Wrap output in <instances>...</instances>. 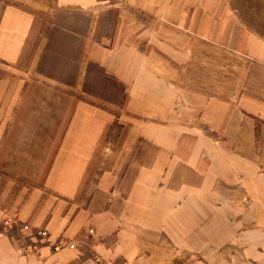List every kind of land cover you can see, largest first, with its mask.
<instances>
[{"label": "crops", "instance_id": "crops-1", "mask_svg": "<svg viewBox=\"0 0 264 264\" xmlns=\"http://www.w3.org/2000/svg\"><path fill=\"white\" fill-rule=\"evenodd\" d=\"M127 2L126 9L110 0L0 3V62L9 66L30 63L40 12L55 5L86 15L80 32L67 31L78 41L71 79L46 75L76 92L52 104L55 130L63 131L55 136L65 140L56 149H0L2 174L15 178L5 185L0 174V221L14 220L0 223V264H170L175 247L204 258L200 264H239L234 251H251L242 241L264 234V11L249 20L235 0ZM176 37L181 62L169 51ZM40 59L31 68L45 75ZM164 62L181 73L177 119L159 109L171 99ZM94 65L124 90L114 149L100 143L115 115L87 99L99 97L90 88ZM22 68L0 78L18 90L40 87L25 84ZM34 104L30 97L22 104L17 139L41 136ZM173 138L178 149H170ZM15 180L32 186L15 188ZM170 181L181 191L170 195ZM84 231L97 238L98 253L90 238L77 250L53 248L60 236L81 239ZM35 241L36 251L26 249Z\"/></svg>", "mask_w": 264, "mask_h": 264}, {"label": "rangeland", "instance_id": "rangeland-1", "mask_svg": "<svg viewBox=\"0 0 264 264\" xmlns=\"http://www.w3.org/2000/svg\"><path fill=\"white\" fill-rule=\"evenodd\" d=\"M21 1L23 0H0V3L20 4L25 7L26 5L22 4ZM50 1L53 0H49V2ZM235 1H237L239 6L243 7V12H249V14L247 15V19L256 20V17L258 15L257 11H260L259 16L260 18L262 17L261 10L264 11V5L260 1ZM114 3L116 5H113ZM109 5H111V8H114L113 6H118L117 8L120 9H126L125 7L129 6L127 0H110ZM246 5L247 7L244 8ZM51 8L46 11L40 12L38 15V19L41 21V25L39 26V36L37 38V41L35 42V47L33 51L34 56L31 58L30 63H27L25 65L9 66L0 62V77L2 76L1 73L3 72L7 73L8 75L10 73H14L13 75H18L16 74L17 66H25V68L20 69L23 70V72H20L19 74L25 81V84L27 83L29 85L30 83L31 85V83L36 82L37 85H40V87H38L36 90H29L26 88L18 90L16 87L17 82H14L12 84V81L15 80L11 79V77L8 78L6 76L5 78H0V149H56L57 144L59 145L65 140V138L60 137V135L57 137L55 136L56 133L60 134L63 131L60 130V128L58 131L55 130L57 124V120L55 119L58 115L55 112L56 106H52V104L55 101H59V99H57L56 97H59L62 92H66L67 94L71 95H75L76 92H72V90H69L67 87H64V84H57V82L46 78V75H51L54 78L61 79L62 81L67 77V81L71 79V73H73L75 70L74 58L78 51V41L72 42L70 37L67 35V31L73 29L77 32H80L82 30V27H84L85 25L86 15H82L81 13L77 14L76 10L72 11L70 9H64L65 7L63 6H56L55 8V5H52ZM79 12L81 11L79 10ZM131 15L133 16V13H131ZM135 16L139 19L143 18L140 14H136ZM179 33L181 34V29H179ZM74 35L75 34H73V36ZM169 45L170 54L172 56L174 55L175 61L181 62V37H176L175 42H170ZM36 57L41 58L38 62V70L42 71V73H44L45 75L36 73L31 68L33 67V60H35ZM165 64L168 65V70L166 73L160 74V76L166 78L167 82H169L170 84L171 88L165 89V94L168 97L170 96L171 99L168 104L163 102L164 105L162 107H159V109H164V115L166 113V110L168 109L169 112L170 109L169 115H171V118L177 119V117L181 115V89L179 88V84H181V73L178 72L176 65L172 66L170 63L167 62ZM91 69L93 71L92 79L94 85L90 86V88L95 92V96L97 95L99 97L96 98L89 96L87 97V99L98 105L105 106L106 109L110 110L115 115V117L113 118V122H111L107 126L105 134V143L103 144L102 141L100 143V148H103V146L105 145L106 149H114V147L119 145L118 139L122 127L121 122L118 120L119 115H122L121 121L125 119V107H123V105H119L120 102L122 103L124 101V90L120 83L111 80L107 77H104L100 69L95 65L91 66ZM188 76L190 77L191 75H186V77ZM12 85L13 89L8 90L9 88H11ZM28 93L30 96H27ZM29 97L35 99V104L34 106H32V108L35 107V109L39 110V114L36 113L34 115L36 116V122H34V124L36 126H39L41 136L33 138L25 135L24 137H20L17 139L16 127L18 129L17 124L21 116L20 110L23 108L22 104L24 103V100ZM78 97L84 96L79 94ZM159 113L163 114L162 112ZM22 114L23 120H27L30 117V114L27 110H25ZM158 122H161V120H159ZM63 124L64 123H60V125ZM163 124H165V122ZM31 125L32 118L25 123L24 127H27L29 129ZM19 131L22 132L23 130ZM156 141L159 142V145H161V139H157ZM163 142L167 144V141ZM121 146H123V143L121 144ZM178 148V138H173L171 141L170 149ZM0 172L1 176H3V179H5V185L9 184L11 180L10 178H14H9L5 173L2 174L1 168ZM170 182L171 183L169 187H166L169 190L170 195H173L174 192L177 190H179V192L181 191V185L176 186L172 184V181ZM15 183V188L23 186L24 188L28 189L32 186L29 181L27 183L21 182L19 184L18 180H15ZM80 204L84 205L85 202ZM11 218L12 217H3V221H0V223L5 224V220H7L8 223H13L14 220L13 218ZM85 233H87V231H84L82 235H80L81 239L75 238L70 240L69 238L60 236L59 239L63 240L61 246L64 245L69 249L77 250V248L82 245L81 243H86V239L90 238V241H92L91 243H89V241L88 244L95 247L93 248V250L96 253L97 251L95 249L97 244V238H95L94 236H90L92 235L91 229L88 230V234H90L89 237L88 235L87 237H85ZM242 242L243 244L249 243V249H251V251H247L244 254L242 253V255L241 252L239 253L234 251L233 257L235 258V260L238 261L239 264H241L243 261H246L245 264H264V234H249L247 238L244 239V241ZM70 243L74 244L73 248L69 247ZM37 244L38 241L27 242L26 249L36 251L35 248L38 247ZM169 258H171L169 262L170 264H197L198 262L196 261H204V258L199 257L196 253H184L183 251H181V248L179 249L177 247H175L174 250H170ZM100 262L102 264V259L101 261L98 260L96 264H100Z\"/></svg>", "mask_w": 264, "mask_h": 264}, {"label": "built area", "instance_id": "built-area-1", "mask_svg": "<svg viewBox=\"0 0 264 264\" xmlns=\"http://www.w3.org/2000/svg\"><path fill=\"white\" fill-rule=\"evenodd\" d=\"M38 234H40L41 236H46V231L45 230H40L38 232ZM63 240L62 239H59L57 240L55 243H54V249H58L61 244H62ZM69 247L73 248L74 247V244L73 243H70L69 244Z\"/></svg>", "mask_w": 264, "mask_h": 264}]
</instances>
